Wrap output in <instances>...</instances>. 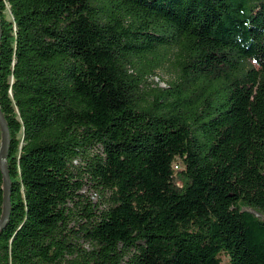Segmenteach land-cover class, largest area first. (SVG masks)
<instances>
[{
  "label": "trees",
  "instance_id": "1",
  "mask_svg": "<svg viewBox=\"0 0 264 264\" xmlns=\"http://www.w3.org/2000/svg\"><path fill=\"white\" fill-rule=\"evenodd\" d=\"M0 22V264H264V0H0ZM3 191L0 167V217Z\"/></svg>",
  "mask_w": 264,
  "mask_h": 264
},
{
  "label": "water",
  "instance_id": "2",
  "mask_svg": "<svg viewBox=\"0 0 264 264\" xmlns=\"http://www.w3.org/2000/svg\"><path fill=\"white\" fill-rule=\"evenodd\" d=\"M0 37H1V22H0ZM0 125L2 128V135H3L1 155H0V167L3 173V181H4V191H3L4 208H3V213L0 217V228H1L5 224L6 219L10 212V195H9L10 176L6 166V156L8 150V142H9V128L1 110H0Z\"/></svg>",
  "mask_w": 264,
  "mask_h": 264
},
{
  "label": "rangeland",
  "instance_id": "3",
  "mask_svg": "<svg viewBox=\"0 0 264 264\" xmlns=\"http://www.w3.org/2000/svg\"><path fill=\"white\" fill-rule=\"evenodd\" d=\"M169 73L164 68L159 69L158 71V76H155V80L159 81L161 85H163V81H166V79L169 77ZM82 195L80 196L81 199L84 200V198H88L91 201H98V200H103V197L105 195L104 192L100 191L96 187L93 186L91 182H86L82 185V188L79 190ZM96 191V192H94Z\"/></svg>",
  "mask_w": 264,
  "mask_h": 264
}]
</instances>
